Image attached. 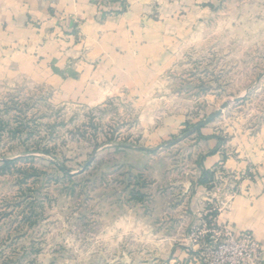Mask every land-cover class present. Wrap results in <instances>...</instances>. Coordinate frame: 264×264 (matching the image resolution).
I'll return each instance as SVG.
<instances>
[{
    "label": "rangeland",
    "instance_id": "rangeland-1",
    "mask_svg": "<svg viewBox=\"0 0 264 264\" xmlns=\"http://www.w3.org/2000/svg\"><path fill=\"white\" fill-rule=\"evenodd\" d=\"M135 6L92 70L0 88V264H162L213 180L202 129L264 133V0Z\"/></svg>",
    "mask_w": 264,
    "mask_h": 264
},
{
    "label": "crops",
    "instance_id": "crops-1",
    "mask_svg": "<svg viewBox=\"0 0 264 264\" xmlns=\"http://www.w3.org/2000/svg\"><path fill=\"white\" fill-rule=\"evenodd\" d=\"M143 10L135 0H0V88L24 76L38 79L41 68L53 76L85 74L91 62L115 51L122 34L124 43L134 42L129 28ZM201 134L200 171L213 180L195 185L190 228L198 227L213 205L220 225L255 235L264 264V133H246L224 147L216 125ZM186 237L162 264H202L199 247Z\"/></svg>",
    "mask_w": 264,
    "mask_h": 264
},
{
    "label": "built area",
    "instance_id": "built-area-1",
    "mask_svg": "<svg viewBox=\"0 0 264 264\" xmlns=\"http://www.w3.org/2000/svg\"><path fill=\"white\" fill-rule=\"evenodd\" d=\"M217 207L207 209L205 219L186 239L199 247L202 264H262L263 248L252 232L236 233L217 221Z\"/></svg>",
    "mask_w": 264,
    "mask_h": 264
},
{
    "label": "water",
    "instance_id": "water-1",
    "mask_svg": "<svg viewBox=\"0 0 264 264\" xmlns=\"http://www.w3.org/2000/svg\"><path fill=\"white\" fill-rule=\"evenodd\" d=\"M226 108V105H223V107L221 108V110L225 109ZM208 122V121H207ZM203 124L199 125V128L202 127Z\"/></svg>",
    "mask_w": 264,
    "mask_h": 264
}]
</instances>
